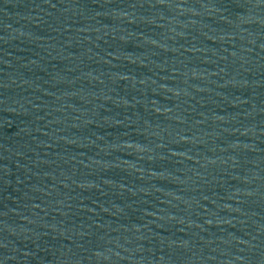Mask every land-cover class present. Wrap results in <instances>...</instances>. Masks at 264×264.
<instances>
[{"label":"water","instance_id":"95a60500","mask_svg":"<svg viewBox=\"0 0 264 264\" xmlns=\"http://www.w3.org/2000/svg\"><path fill=\"white\" fill-rule=\"evenodd\" d=\"M0 264H264V0H0Z\"/></svg>","mask_w":264,"mask_h":264}]
</instances>
